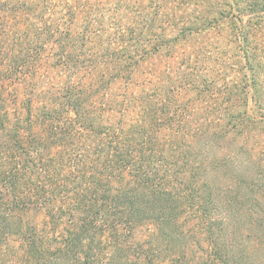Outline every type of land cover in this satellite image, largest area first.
Returning <instances> with one entry per match:
<instances>
[{
	"label": "trees",
	"instance_id": "obj_1",
	"mask_svg": "<svg viewBox=\"0 0 264 264\" xmlns=\"http://www.w3.org/2000/svg\"><path fill=\"white\" fill-rule=\"evenodd\" d=\"M51 35L61 59L57 65L70 66L66 35L59 30ZM5 54L1 45L0 233L22 237L23 264H158L152 249L125 235L146 222L169 233V240L177 233L184 245L194 240L190 233H206L210 264H220L221 253L229 264H242L234 239L223 243L212 234L217 232L212 217L223 205L226 214L246 212L263 222L264 192L246 197L238 177L226 188L205 178L210 165L229 176L226 157L202 158L209 147H221L223 127L175 119L154 93L103 101L96 91L104 76L40 93L35 99L46 101L42 107H34L29 93L16 104L22 81L35 88L30 75L22 77L17 55ZM35 211L44 214L41 228L30 216ZM191 213L195 220L189 229L185 219ZM36 233L61 235L46 247Z\"/></svg>",
	"mask_w": 264,
	"mask_h": 264
},
{
	"label": "rangeland",
	"instance_id": "obj_2",
	"mask_svg": "<svg viewBox=\"0 0 264 264\" xmlns=\"http://www.w3.org/2000/svg\"><path fill=\"white\" fill-rule=\"evenodd\" d=\"M53 30L66 35L70 66L57 65L61 59L52 42ZM1 45L5 57L17 55L22 77L30 75L29 83L37 89L22 81L16 104L29 93L34 107H42L46 101H38L36 95H50L46 91L60 90L64 82L76 85L102 76L101 90H94L103 101L154 93L156 103L174 111L175 119L209 124L212 130L223 127L221 147L211 145L202 158L226 157L229 176L210 165L206 179L226 188L235 176L246 197L264 192L262 0H0ZM7 108L13 112L15 105ZM106 115L114 119L112 112ZM244 129L246 134L239 136ZM251 209L261 211L258 205ZM189 215L185 220L192 229L195 218ZM30 216L41 228L44 214L35 211ZM212 222L216 239H234L242 264H264V221H254L246 212L226 214L220 205ZM167 234L154 222L125 233L152 249L158 264H210L206 233H190L195 242L186 245L177 233H171L174 241ZM36 235L48 247L61 233ZM22 241L17 233H0V264H23ZM218 255L220 264H229L225 253Z\"/></svg>",
	"mask_w": 264,
	"mask_h": 264
}]
</instances>
